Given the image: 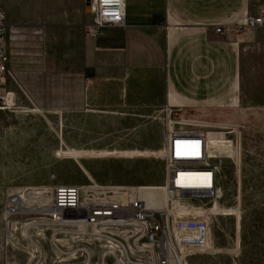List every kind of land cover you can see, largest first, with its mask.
<instances>
[{"label": "crops", "instance_id": "obj_1", "mask_svg": "<svg viewBox=\"0 0 264 264\" xmlns=\"http://www.w3.org/2000/svg\"><path fill=\"white\" fill-rule=\"evenodd\" d=\"M6 1V88L15 106L24 100L61 118L170 108L183 121L253 108L243 79L264 70V29L229 41L215 27L258 15L264 0H125L123 24L96 36L87 33L95 17L84 0H29L23 12Z\"/></svg>", "mask_w": 264, "mask_h": 264}, {"label": "rangeland", "instance_id": "obj_2", "mask_svg": "<svg viewBox=\"0 0 264 264\" xmlns=\"http://www.w3.org/2000/svg\"><path fill=\"white\" fill-rule=\"evenodd\" d=\"M6 2L23 12L29 0ZM38 9L31 5V14L38 15ZM243 88V101L251 98L253 108L194 114L179 126L208 133V152L219 167L223 194L219 204L224 205L192 210L178 203L174 208L173 212L190 215L204 228L201 242L180 247L182 254L199 252L187 264H264V70L250 72ZM164 132V114L61 118L43 114L24 100L10 112L0 111V264H57L49 233L42 241L29 231L34 245L44 252L40 257L33 244L16 231L10 233L14 222L43 219L35 205L44 189L163 186V164L157 155ZM22 191L32 207L21 204ZM11 204L15 209L8 210ZM240 210L238 253V239L228 247L235 239L236 224L229 215L238 222ZM213 214L225 216L212 225L209 215Z\"/></svg>", "mask_w": 264, "mask_h": 264}, {"label": "built area", "instance_id": "obj_3", "mask_svg": "<svg viewBox=\"0 0 264 264\" xmlns=\"http://www.w3.org/2000/svg\"><path fill=\"white\" fill-rule=\"evenodd\" d=\"M84 1L95 17L94 25L87 28L88 34L96 36L104 27L123 24L125 0ZM257 28L264 29V8L258 15H247L242 23L216 26L215 32L232 41L238 34ZM7 34L6 15L0 10V111L10 112L15 100L6 88ZM163 114L164 140L157 157L163 164L162 185L168 192V207L165 210L147 207L137 196L139 187L89 185L44 189L41 194H48L51 204L47 209L36 206L39 208L36 214L43 217L39 221L40 239L45 241L49 233L53 241H63L55 245L57 264H187L188 258L199 254L195 251L182 254L180 247L188 249L201 242L202 224L173 210L178 203L192 210H206L216 204L224 207L219 204L223 198L219 167L208 152V133L180 128L183 120L170 108ZM234 207L235 204L227 209ZM209 216L214 225L217 217L225 215ZM229 216L236 224L235 239L228 247L234 246L238 239L239 253L240 236L237 238L236 234H240L241 210L238 222L235 215ZM210 238L213 242L212 232Z\"/></svg>", "mask_w": 264, "mask_h": 264}, {"label": "bare ground", "instance_id": "obj_4", "mask_svg": "<svg viewBox=\"0 0 264 264\" xmlns=\"http://www.w3.org/2000/svg\"><path fill=\"white\" fill-rule=\"evenodd\" d=\"M20 195H21V204L24 203V205H26V207H32V204H29L28 201L25 200V192H23V191L20 192ZM137 196H138V198L142 199L145 202L146 206L149 207V208L152 207V208H155V209L163 210V209L167 208V206H168V203H167L168 192L166 191L165 186H145V187H140L138 189V191H137ZM49 202H50V199H49L48 196H41V198L38 201H36V205L35 206H37L39 208L43 207V208L47 209V207L50 205ZM10 209H15V205L14 204L9 205V209L8 210H10ZM40 228H41V224L40 223H30V224H25L24 223L23 224V223H19V222H17V223L14 222V224L10 228L11 229L10 233L13 234L16 231L29 244H31V245L33 244L34 245V242L32 240V237H31L29 231H32L30 229H33L34 237L36 239H39L38 237L41 236V231H40L41 229ZM52 242H53V240H52ZM57 242H59L61 244L63 243V241L60 240V239L54 240V243H55L56 246H57ZM55 245H54L55 252L58 253V250L56 249ZM33 249L37 252V254H39V257H40L41 256L40 254L42 252L40 250L41 248H39L38 246L34 245ZM34 254H35V252H34ZM170 264H176V263L170 262Z\"/></svg>", "mask_w": 264, "mask_h": 264}, {"label": "water", "instance_id": "obj_5", "mask_svg": "<svg viewBox=\"0 0 264 264\" xmlns=\"http://www.w3.org/2000/svg\"><path fill=\"white\" fill-rule=\"evenodd\" d=\"M86 7L88 8V4H86Z\"/></svg>", "mask_w": 264, "mask_h": 264}]
</instances>
